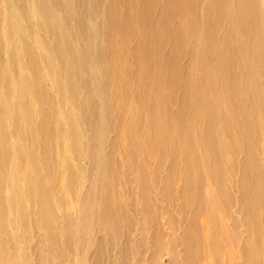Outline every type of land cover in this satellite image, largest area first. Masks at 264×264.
Instances as JSON below:
<instances>
[{
    "label": "bare ground",
    "instance_id": "6f19581e",
    "mask_svg": "<svg viewBox=\"0 0 264 264\" xmlns=\"http://www.w3.org/2000/svg\"><path fill=\"white\" fill-rule=\"evenodd\" d=\"M89 1L74 0L79 9L69 30L106 65L104 77L92 79L122 107L94 99L77 77L86 70V51L73 48L58 0H32L33 6L8 0L11 10H1L0 1V234L10 226L17 229L26 250L32 231H39L35 264L48 258L56 264H103L105 252L106 264H161L162 257L167 264H264V0H137L136 9L132 0L103 5L98 0L93 9L102 12V24L91 30L80 15L93 12ZM35 15L50 40L38 48L29 24ZM132 22L139 43L119 49L131 54L136 66L130 78L139 88L134 93L122 78L118 84L112 81L120 77V58L113 57L117 32L123 33L125 45ZM189 27L201 28L198 41L184 33ZM151 28L158 39H168L166 57L159 42L155 49L147 37ZM34 55L41 64L33 61ZM186 55L200 61L195 79L187 65L179 64ZM179 69L185 70L180 76ZM20 82L18 94L14 88ZM48 92L71 96L69 110L79 111L64 127L74 136L84 129L95 136L97 126H103L100 109L115 114L118 134L111 153L100 162L99 175L90 145L74 144L69 152L56 147L51 116L58 113ZM131 103L142 115L138 126L129 122L131 114L124 109ZM88 105L94 107L91 113L85 110ZM4 118L10 122L7 129H1ZM110 126L108 121L102 132L108 133ZM137 128L142 134L136 137ZM11 142L18 163L12 166L14 174L7 175ZM141 153L154 159V172L148 171ZM82 154L90 166L84 182ZM132 186L138 191L129 195ZM154 189L164 201L173 196L181 204L152 202ZM130 199L135 203L128 207ZM87 229L101 232L110 249L105 251L102 239L88 246ZM77 234L81 247L73 245ZM3 244L0 239V264L28 262L17 253L8 258ZM8 247L14 249L13 242Z\"/></svg>",
    "mask_w": 264,
    "mask_h": 264
},
{
    "label": "rangeland",
    "instance_id": "374dc122",
    "mask_svg": "<svg viewBox=\"0 0 264 264\" xmlns=\"http://www.w3.org/2000/svg\"><path fill=\"white\" fill-rule=\"evenodd\" d=\"M0 1H1V10H4V9L5 10H11L12 9L8 3V0H0ZM26 1H28L29 6L30 5L33 6L32 0H26ZM58 1H59L58 7L60 8V11H61L62 16L64 18L65 25L69 30V28L71 26H73L75 24V22L77 21V14H78L77 11L79 8L75 4L74 0H58ZM101 1L103 2L101 5H103L106 3L107 0H101ZM139 2L141 4V0ZM94 3H99V1L98 0H90L89 1L90 8L93 9ZM132 3L134 5L135 9H136V6L139 5L137 3V0H132ZM119 5H121V4H119ZM135 9L132 8V11L136 12ZM34 10L37 11L36 9H34ZM32 12L33 11H31V13ZM99 12L100 11L96 12L95 9H93L92 13H90L88 11H84L82 14H80V15H83L85 17V26L87 29L91 30L96 25L100 26V24H102L103 16H102V12H100V13ZM121 13H122L121 11L118 12V15H120ZM156 17H157V14H156ZM37 19H39V17H38V15H35L34 17L31 18L30 23H29L32 25L31 33L37 39L34 42L35 48L40 47L42 42H50V40L43 35L42 29L38 26ZM6 21H9V19H7ZM11 23L13 25L15 22H11ZM132 25H133V29L128 31V38L125 40L126 41L125 45H123L125 43L124 39H123V37H124L123 33H121V35H122L121 36L117 32L118 35H117L116 40H115L116 51H115V53H113V57L118 56V58H120V59H118L119 67H117L118 73L120 74V77L117 76L118 77L117 78L114 76L115 78H113V80H112L115 84H118L120 82V79L122 78V81L124 83V86L126 87V90H128L130 93H134L136 90L139 89L136 81H134L133 79H130L133 75L136 74V66L133 63V61L131 60L132 59L131 54L126 55L125 52L119 48L122 45V46H126V47L131 49V48L135 47V45L137 43H139L138 42L139 35H138L137 25L135 24V22H132ZM1 26L3 27V24ZM69 32L71 33L70 41H71L73 48L77 52H80L81 48H84L86 51V53H84L86 55V57L84 59L85 64H86V70H80L77 73V77H80V82L82 84H86L89 87L93 98L98 99L99 102L105 103L106 101H110L112 106L122 107L121 102H119V100L117 103H114L113 99L110 98L109 94L104 93L101 90V88H97L98 86L94 84V80L92 79L94 77L98 78L99 75H100V79H102L104 77V74H105L102 71L106 68V65L102 61H101V64H99L96 57H94L90 52L91 46L89 49L86 48L84 46L86 44L84 43L83 38L80 37L79 34L73 28H71L69 30ZM184 33L187 36L192 34L193 39L196 42L199 39V36L197 33H201V28L189 27L185 30ZM75 34H78L79 41L75 40V38H74ZM147 37L149 39L153 40L154 45H155V49L158 48V42H159L160 52L163 53L162 56L166 57L167 56L166 52L169 48V46L166 45L168 39H166V38L158 39L157 33L152 28L147 33ZM96 42H97L98 46H102V43L104 41L98 39V41H96ZM186 47H187V45L185 43L183 49L185 50ZM190 56L191 55H186L183 59L181 58L179 61V64L182 65L183 67H185L187 65L189 67L188 71L189 72L191 71L190 72L191 79H193V78L195 79L199 75L198 64L200 63V61L195 60L192 56H191V58H189ZM33 61H35L37 64H41L39 58L35 55L33 56ZM54 66L55 65L50 66V71L54 69ZM191 66H192V68H191ZM184 71L185 70H181V72H180V69H179L177 71L178 75H179V72L181 75L182 73H184ZM42 73H46V72L40 71L39 75ZM87 73H89L88 79H87ZM110 76H111V74H107L108 78ZM115 84H113V85H115ZM91 87L93 88V90ZM114 87H116V85ZM22 88H23V83L20 82L18 85L15 86L14 90L16 93L19 94L20 90ZM1 89H2V87H0V90ZM113 90H115V89L113 88ZM170 91H171L170 96H172L174 94V92H172L171 88H170ZM48 94H49V100L48 101L51 103V106H53L55 108L56 112L58 113L55 116H51V123L56 128V140H55V141H57L56 147L60 150H64V151L69 152L70 148L74 144H81L84 146L87 144L90 145L93 148L94 160L96 162L94 165V167H95L94 171H95L96 175H99L100 170H102L100 168V162L102 161V159L106 158L111 153L110 144L113 142L114 137L118 134V125H115V120H116L115 114H113L112 112H108L107 110L100 109L99 115H100L101 120L103 121V126L101 125V123L97 126V128H96L97 132H96L95 136L94 137L90 136L89 133L85 129L82 130L78 136H74L70 127H67V128L64 127V124H70L69 116H71L72 114H76L79 111V110H69V106H70L69 100H70L71 96H69L67 94V92H64L61 95H56V94L51 93V92H48ZM182 95L183 94H182V89H181L178 91L177 96L179 97ZM133 98H134V95L131 94L130 100L133 101ZM149 99L148 100L151 101V98H149ZM144 101L147 102V100H144ZM149 101H148V104L150 105ZM42 103H44V101H42ZM76 106L78 108L77 104H76ZM93 108H94L93 105L85 106V110H87L89 113L92 112ZM124 109H126L131 114V118L129 119V122H134L135 125L138 126L141 123L142 115L138 111L137 107L135 105H132V103H131L129 106L124 107ZM81 121L83 122V119H81ZM108 121H110V125H111L110 130L108 131V133H104V132H102V130L105 126H107ZM38 122H39L38 118H35L34 119V128L35 129H36V125L38 124ZM60 125L62 126V128H60ZM9 126H10V122L8 119H6V118H4L3 120L1 119V129H7ZM139 128L133 130L136 133H133L132 135L137 137L140 134H142V132L140 131ZM121 134H122V132H121ZM123 135H124V133H123ZM34 137L35 138L37 137L36 130H35ZM122 139L124 140V137ZM36 140L38 143L39 142L38 138ZM6 141L8 143L7 137H6ZM8 146L10 149H12V151H10V160L11 161L8 162V164L10 165V169L7 172V175L8 174L13 175L14 171L12 169V166L14 164L18 163V161H17V157H16V150H15L14 143L11 142V144ZM16 146H18V145L16 144ZM135 154H136V152H135ZM140 156L142 159H144L146 161L148 171L154 172L155 171L154 159L150 156H147L146 153H141ZM81 157H82L80 160V164L82 166L81 180H82V182H84V180L86 179V178H84V175L88 173V171L90 170L89 169L90 166H89L88 160L86 159V157L83 154L81 155ZM166 157H164V159ZM166 159H167L166 163H169L171 157H167ZM163 176H166L165 172L161 173V177H163ZM118 181L120 184L122 183V181L120 179H118ZM126 182H127V180L125 177L124 186H125V188L126 187L128 188ZM136 191H138V190L134 186H132L130 189L129 195L131 193L134 194V192H136ZM82 192L83 191H81V193ZM60 194L63 195V192H61ZM16 195H17V193H15V192H12V194H11V196H16ZM8 197H9V195L6 194L5 198H8ZM128 198H130V197H128ZM150 198H151L152 202L161 203L163 205H164V203H172V205L174 203L177 206H179L181 204V202H180L181 200L177 199V198H173V196L170 197V200L164 201L158 195L156 189L153 190L152 194L150 195ZM134 203H135V200L132 201L130 199L128 202L126 200V205L128 207L133 206ZM73 205L77 206L76 201H73ZM56 206L59 207L58 205H56ZM64 207H66V206H64ZM173 207H174V205H173ZM171 213L176 214V216H178V214L174 211V209L171 211ZM8 215L10 216V213H8ZM72 219L73 220H79L77 217H73ZM58 222H61V219H58ZM201 229L203 230L202 227H201ZM74 230H75V226L72 227V233L74 232ZM56 234L58 236H61V231L59 228L57 229ZM30 235L31 236L29 237V240L26 243L27 249L25 250L23 245L21 244V242L19 240L20 239L19 238V231L17 229L12 228L10 226L7 233L0 234V239L4 243L3 246H4L5 251L7 252L8 258H12V255L17 253L19 256L27 259V261H28L27 263L21 262L19 264H35V263L39 262V260H37L35 258L39 255L37 243L39 241V238H42V236H41V233L39 231H35V232L32 231V233ZM101 235H102L101 232L95 233V230L90 229V231H89V229H87V234H85V240L87 241L88 246L93 245L94 240L102 239ZM77 236H79V234H77L76 236L74 235V237H73V245L74 246L77 245L78 247H81L82 241L79 244H77V239H76ZM10 241L13 242V246H14V249H12V250H10L8 247V244ZM102 244H103L105 251H106V249L107 250L110 249V247H109L110 245L107 241H105V239H102ZM113 250H115V251H112V254H115L117 248L115 247V248H113ZM75 256L78 258L77 253H75ZM107 258H109V254L108 253L106 254V252H105L104 257H103V264H106ZM14 261L17 262V259H15ZM235 262L237 264H239V260H236ZM48 263L49 264H56V262H54V260L52 258H48L46 260L45 264H48ZM160 263L161 264H167V258L166 257L160 258Z\"/></svg>",
    "mask_w": 264,
    "mask_h": 264
}]
</instances>
